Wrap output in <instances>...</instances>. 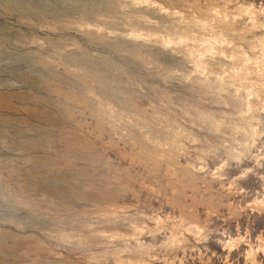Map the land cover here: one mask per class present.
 Returning <instances> with one entry per match:
<instances>
[{
  "label": "rangeland",
  "instance_id": "374dc122",
  "mask_svg": "<svg viewBox=\"0 0 264 264\" xmlns=\"http://www.w3.org/2000/svg\"><path fill=\"white\" fill-rule=\"evenodd\" d=\"M0 264H264V0H0Z\"/></svg>",
  "mask_w": 264,
  "mask_h": 264
},
{
  "label": "bare ground",
  "instance_id": "6f19581e",
  "mask_svg": "<svg viewBox=\"0 0 264 264\" xmlns=\"http://www.w3.org/2000/svg\"><path fill=\"white\" fill-rule=\"evenodd\" d=\"M4 1V0H3ZM9 2V1H8ZM19 2V1H18ZM10 3V5H11V2H9ZM20 3V2H19ZM18 3V4H19ZM21 4V3H20ZM13 6V5H12ZM36 6V5H35ZM54 6V5H53ZM24 7V6H23ZM19 8V7H18ZM35 8H37V7H35ZM51 8V7H50ZM50 8H48V9H50ZM20 9V8H19ZM28 9V8H27ZM40 10V9H39ZM54 10V9H53ZM14 11V10H13ZM38 11V10H37ZM35 13V12H34ZM20 14L21 15H23V14H29V11L27 10L26 11V9H25V7H24V9H20ZM20 15V16H21ZM58 15H60V14H58ZM23 16H26V15H23ZM56 16H57V14H56ZM36 17H38V16H36ZM42 18V17H41Z\"/></svg>",
  "mask_w": 264,
  "mask_h": 264
}]
</instances>
